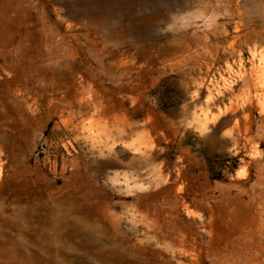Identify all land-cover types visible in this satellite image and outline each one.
I'll use <instances>...</instances> for the list:
<instances>
[{
  "label": "rangeland",
  "instance_id": "1",
  "mask_svg": "<svg viewBox=\"0 0 264 264\" xmlns=\"http://www.w3.org/2000/svg\"><path fill=\"white\" fill-rule=\"evenodd\" d=\"M263 76L264 0H0V264H264Z\"/></svg>",
  "mask_w": 264,
  "mask_h": 264
},
{
  "label": "bare ground",
  "instance_id": "2",
  "mask_svg": "<svg viewBox=\"0 0 264 264\" xmlns=\"http://www.w3.org/2000/svg\"><path fill=\"white\" fill-rule=\"evenodd\" d=\"M234 41V40H233ZM232 43V42H231ZM229 44V43H228ZM207 69H208V66H207ZM121 75H123V74H121ZM108 77V76H107ZM109 78V77H108ZM261 82H262V87H261V91L263 92V96H264V76L262 77V80H261ZM260 82V83H261ZM87 83V82H86ZM118 83V82H117ZM259 83V84H260ZM88 85V84H87ZM83 86V85H82ZM89 86V85H88ZM88 86H86V88L88 87ZM85 88V90L84 91H87V93H88V91L90 92V90L92 91L93 89L91 88V89H89L88 90V88L86 89ZM82 89H83V87H82ZM83 91V92H84ZM90 93H92V92H90ZM93 93H94V91H93ZM86 99V98H85ZM88 99V98H87ZM88 101V100H87ZM92 101V100H91ZM95 102V101H94ZM96 104V103H95ZM95 104H94V106H95ZM232 105V104H231ZM227 109V108H226ZM228 110V109H227ZM116 123H117V121H116ZM73 127V126H72ZM68 129H69V127H68ZM68 133V132H67ZM67 142H68V140H67ZM67 144H69V143H67ZM71 145V144H70ZM55 173V172H54ZM64 173V172H63ZM66 180H68V179H66ZM26 198V197H25ZM24 207H25V205H24ZM32 208V207H31ZM31 210V209H30ZM33 210V209H32ZM37 211V210H36ZM40 212V211H39ZM42 212V211H41ZM54 212V211H53ZM50 213V214H52L51 216L53 217V219L54 220H60V219H63V218H66V216H61L60 214H59V212L58 211H55V213ZM21 214V213H20ZM42 214V213H41ZM47 215H49L48 213H47ZM22 217H24V218H28V219H31V220H38V219H35L36 217H33V216H31L29 213H25V214H22L21 215ZM36 216H37V214H36ZM38 218V217H37ZM7 259L8 260H12V258L9 256V257H7Z\"/></svg>",
  "mask_w": 264,
  "mask_h": 264
}]
</instances>
